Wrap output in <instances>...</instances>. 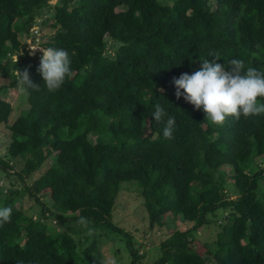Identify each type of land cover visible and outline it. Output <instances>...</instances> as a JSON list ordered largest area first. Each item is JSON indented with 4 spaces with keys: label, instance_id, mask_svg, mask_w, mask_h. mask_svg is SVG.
I'll list each match as a JSON object with an SVG mask.
<instances>
[{
    "label": "trees",
    "instance_id": "16d2710c",
    "mask_svg": "<svg viewBox=\"0 0 264 264\" xmlns=\"http://www.w3.org/2000/svg\"><path fill=\"white\" fill-rule=\"evenodd\" d=\"M36 25L51 29L46 38L32 33L38 46L71 58L72 75L53 92L37 72L42 53L31 55L21 40ZM209 52L226 70L237 58L264 71V0H0L3 87H16L15 68H27L40 86L28 89L27 111L10 124L12 106L0 99V124L10 134L0 170L18 182L0 186V207L12 209L0 226V264H104L93 234L80 255L64 227L84 216L93 229L122 232L111 216L126 181L136 184L150 228L170 227L169 215L190 223L172 228L151 264H264V166L254 164L264 159V115L214 125L175 96L172 78L198 70ZM157 102L175 117L173 139L152 117ZM19 196L41 207L37 218L24 213ZM219 210L227 238L212 249L196 235ZM126 245L137 263L142 256L130 239Z\"/></svg>",
    "mask_w": 264,
    "mask_h": 264
},
{
    "label": "rangeland",
    "instance_id": "374dc122",
    "mask_svg": "<svg viewBox=\"0 0 264 264\" xmlns=\"http://www.w3.org/2000/svg\"><path fill=\"white\" fill-rule=\"evenodd\" d=\"M52 1V0H51ZM166 3L172 4L174 0H163ZM215 7L214 5L212 6ZM51 32V29L48 26L41 27L36 25L32 30L31 34L27 37H21V40H26L28 43L29 49L38 46L37 38L32 36V33L37 35L40 38V34L44 35V38L48 36ZM46 33V34H45ZM41 40V39H40ZM42 48V47H41ZM114 46L108 45V51L112 52ZM36 52H40L37 50ZM35 52V53H36ZM8 83V80L2 76V71L0 70V99L8 101L12 106L11 114L8 118V123L10 124L16 117L27 111L29 105L26 99L27 94L21 92L17 87L5 88L3 87ZM148 122H145L144 129L148 132ZM89 139L92 142H95L96 134L92 133L88 135ZM10 141V134L7 129V125L0 124V156L5 157L7 144ZM264 159L256 158L255 165L258 167H263ZM14 165L15 170H19L22 167L23 160L21 158H16L11 162ZM48 162L44 163L41 168L34 174V177H37L39 174L45 171L47 168ZM222 168L226 175L233 173L232 168L228 165H223ZM13 177L7 178L4 171L0 170V186L4 189H7L10 186V183L13 182L14 185H18L17 181H13ZM259 188L258 194L262 195L264 191V180L259 179ZM122 189L119 191L117 199L115 201L114 209L111 216V222L119 229H123L122 232H115L111 228L105 226H97L93 229V226L89 225L87 228L82 227L81 225H67L66 229L72 231V236L78 242L77 252L82 255L83 248L89 244L92 240V234L95 237L97 245H95V251L99 253L103 262L111 257H116L118 264H130L131 256L128 252L126 241L131 240L132 246L138 251V254L142 256L137 263L135 264H151L161 253L160 251V242L162 239L167 237L172 228L179 227L184 228L189 226L187 221H182L177 218H172L171 215L166 216V224L170 223V227L164 225L162 227L154 226L153 228L149 227L147 213L143 205L142 197L137 191V186L134 182H123ZM238 195L237 190L233 189L231 191V198H235ZM21 199V201H19ZM19 205L22 206L24 213L33 218H37L41 207L35 204L34 200H31L25 196L18 198ZM223 215H226L225 210H219L218 216L216 218H208V221L202 226L196 235L197 238L205 241L208 246L212 249L217 247L216 241L227 238L226 230L222 233L220 227V220ZM49 222V221H48ZM57 220H52L51 225L56 231L61 230L56 225ZM185 227V228H186ZM91 230V231H90ZM127 232L129 235L124 234Z\"/></svg>",
    "mask_w": 264,
    "mask_h": 264
},
{
    "label": "clouds",
    "instance_id": "9594fccd",
    "mask_svg": "<svg viewBox=\"0 0 264 264\" xmlns=\"http://www.w3.org/2000/svg\"><path fill=\"white\" fill-rule=\"evenodd\" d=\"M29 50L31 55L37 50L42 53L37 72L49 92L58 90L66 77L72 75L71 58L67 50L51 46L33 47ZM209 57L214 59L209 61ZM208 58L199 59L200 67L193 73L185 72L172 78L176 98L183 96L195 109L202 108L205 118L214 125H222L229 116L239 120L241 117L247 119L264 115V102L258 99L264 98V71L246 66L244 60L237 58L228 61L229 70H226L225 65L217 63L221 59L218 52H209ZM14 75L17 77L16 87L21 92L27 93L29 88H40L32 83L27 68L23 71L15 68ZM160 91L163 92V89ZM154 109V120L157 123L164 121V138L173 139L175 117L168 115L159 102L154 105ZM11 214L10 207H0V226L11 221ZM77 223L87 228L91 221L81 216ZM104 264H118V260L113 256L106 259Z\"/></svg>",
    "mask_w": 264,
    "mask_h": 264
}]
</instances>
